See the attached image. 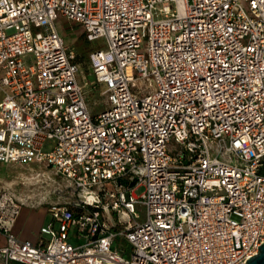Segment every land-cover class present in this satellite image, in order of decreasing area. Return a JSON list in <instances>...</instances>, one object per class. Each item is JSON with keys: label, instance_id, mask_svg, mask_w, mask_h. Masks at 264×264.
Masks as SVG:
<instances>
[{"label": "built area", "instance_id": "built-area-1", "mask_svg": "<svg viewBox=\"0 0 264 264\" xmlns=\"http://www.w3.org/2000/svg\"><path fill=\"white\" fill-rule=\"evenodd\" d=\"M60 18L88 42L105 39L90 54L91 85L109 101L98 114ZM0 90V163L45 165L81 195L51 205L31 241L12 232L24 203L1 192L2 264H248L258 254L264 0H0Z\"/></svg>", "mask_w": 264, "mask_h": 264}, {"label": "rangeland", "instance_id": "rangeland-1", "mask_svg": "<svg viewBox=\"0 0 264 264\" xmlns=\"http://www.w3.org/2000/svg\"><path fill=\"white\" fill-rule=\"evenodd\" d=\"M57 27L66 43L73 47L77 53V63L80 65L78 79L83 87L88 108L92 114H98L109 108V101L103 94L104 85L97 89L93 88L91 82L94 76L91 72V51L92 49L106 48L104 38L93 42H88L83 35L82 28L75 24L69 23L64 18L57 20ZM3 93L0 90V99ZM8 191L14 194L24 204L37 210L43 211L44 218L49 222L51 216L49 207L54 204H70L78 202L81 199L80 192L76 190L69 181L63 176L57 174L45 165L39 164H5L0 163V193ZM145 191V186L140 185L134 190L136 196H141ZM76 212L81 213L80 209ZM136 211L140 214L139 220L146 217V208L142 205L136 206ZM38 218L32 219L31 228L36 227ZM114 229H123L127 225L128 218L122 213H112L109 219ZM120 221V222H118ZM117 225V226H115ZM118 227V228H117ZM83 239L78 243H82ZM115 247L125 251L123 255L130 258L129 252L131 246L119 236L116 240Z\"/></svg>", "mask_w": 264, "mask_h": 264}, {"label": "crops", "instance_id": "crops-1", "mask_svg": "<svg viewBox=\"0 0 264 264\" xmlns=\"http://www.w3.org/2000/svg\"><path fill=\"white\" fill-rule=\"evenodd\" d=\"M43 211L29 207L24 204L20 215L17 218L16 223L12 229L15 236L23 240L36 241L39 238L40 229L43 225L47 223L46 218H44ZM38 218L37 225L31 228L30 222L32 219ZM6 243V235L0 232V247L4 246ZM0 264H2L0 262ZM9 264H23L16 261H11Z\"/></svg>", "mask_w": 264, "mask_h": 264}, {"label": "water", "instance_id": "water-1", "mask_svg": "<svg viewBox=\"0 0 264 264\" xmlns=\"http://www.w3.org/2000/svg\"><path fill=\"white\" fill-rule=\"evenodd\" d=\"M258 254L251 256L246 263L248 264H264V242L258 246Z\"/></svg>", "mask_w": 264, "mask_h": 264}, {"label": "trees", "instance_id": "trees-1", "mask_svg": "<svg viewBox=\"0 0 264 264\" xmlns=\"http://www.w3.org/2000/svg\"><path fill=\"white\" fill-rule=\"evenodd\" d=\"M83 35H84V33H83ZM76 62H77V57H76Z\"/></svg>", "mask_w": 264, "mask_h": 264}]
</instances>
